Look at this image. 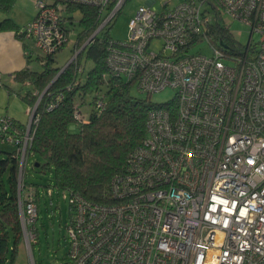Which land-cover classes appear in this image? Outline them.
Listing matches in <instances>:
<instances>
[{"label":"built area","instance_id":"obj_1","mask_svg":"<svg viewBox=\"0 0 264 264\" xmlns=\"http://www.w3.org/2000/svg\"><path fill=\"white\" fill-rule=\"evenodd\" d=\"M125 1L35 0L33 19L17 34L51 55L73 31L68 4L96 7L98 31ZM154 1L137 9L125 42L108 39L106 62L112 75L133 80L141 92L170 87L175 97L147 111L141 145L111 182L112 202L68 197L69 262L264 264V0H166L160 9ZM221 15L247 27L239 51L212 39L217 23L229 29L230 22L216 19ZM201 42L210 55L190 51ZM103 106L98 99L97 108ZM35 108L28 107L25 126L0 117L1 142L15 145L19 169ZM32 192L18 199L28 250L36 238Z\"/></svg>","mask_w":264,"mask_h":264},{"label":"trees","instance_id":"obj_2","mask_svg":"<svg viewBox=\"0 0 264 264\" xmlns=\"http://www.w3.org/2000/svg\"><path fill=\"white\" fill-rule=\"evenodd\" d=\"M14 3L15 0H0V11L8 12ZM66 11L80 13L79 31L72 48L76 56L61 73L63 66L57 64L56 52L35 56L40 70L25 68L14 74L16 81L30 86L24 93L18 92L22 100L29 107L36 105L37 121L30 129L32 139L26 157L35 158L32 168L45 177L46 188L67 191L68 197L78 193L96 203H110L113 178L125 172L129 154L145 137L147 111L174 99L156 104L148 98L134 96L131 90L137 83L112 75L107 65L106 44L110 37L106 26L109 23L92 36L100 24L98 9L86 4H68ZM217 24L212 39H219L228 50L232 46L239 51L241 43L228 28ZM0 29L18 31L10 18L0 22ZM28 53L31 61V52ZM87 61H91L92 66L85 71ZM57 95H61V99L48 110ZM98 99L103 102L102 110L97 108ZM76 112L80 117L75 116ZM11 120L18 127L27 122ZM73 124L77 125V131L69 129ZM13 146V150L4 152L5 156L0 158V264H13L18 244L23 241L17 195L19 157ZM25 171L26 165L23 185L26 189L33 186L32 195L38 204L37 184L26 182ZM69 208L71 216L70 203Z\"/></svg>","mask_w":264,"mask_h":264},{"label":"rangeland","instance_id":"obj_3","mask_svg":"<svg viewBox=\"0 0 264 264\" xmlns=\"http://www.w3.org/2000/svg\"><path fill=\"white\" fill-rule=\"evenodd\" d=\"M166 0H155L153 6L156 9L161 8L162 2ZM178 0H171L172 3ZM146 0H126L120 10L116 13L112 21L106 26L108 35L115 41L125 42L128 39L129 34V21L135 15L137 9L144 5ZM213 12V10H211ZM75 23L73 31L70 35L68 43L56 53L55 58L58 65L64 66L72 57L76 54L72 52L73 43L75 41V35L79 31L78 20L80 18L79 11H75L70 15ZM218 20H224L225 23L230 22L229 29L232 32L234 38L245 43L248 37V29L239 20L232 19L228 16L221 15L217 16ZM160 41H154L152 47L155 50L160 49ZM28 50L32 55L31 68L33 70H40L41 65L35 60L36 55H43L33 45L32 41L27 40ZM200 49L204 54L210 55L211 49L208 47L206 42H201L195 45L190 51L195 52ZM226 63H230L229 60H225ZM92 66L91 61L84 63V69L87 71ZM29 88L24 86L22 92L24 93ZM17 90L14 88V92ZM175 90L170 87H166L158 92H154L147 95L137 89L136 86L132 87L131 93L139 98H148L151 102L160 104L166 103L174 99ZM24 102L22 105L24 106ZM11 110L17 105L10 103ZM84 111L87 108H83ZM26 118L28 120V114L26 112ZM25 119V117H24ZM71 131H77V125L73 124L69 127ZM14 149L13 145L8 143H2L0 139V158L5 156L4 152L11 151ZM27 154V153H26ZM27 158V157H26ZM35 161L33 156L27 158L25 180L27 183L37 184L35 189L38 190L39 202L34 200L32 195L33 203L37 209V217L34 222V227L37 229L35 242L31 244V250H28L25 246L24 236L22 234V240L17 247V252L13 258V264H70L68 259V237L66 226L70 221V208L68 203V192L61 191L56 188L50 187L49 189L44 186L46 180L44 176H40L32 168V164ZM25 163L18 174V187L17 195L19 201L26 197V191H33V186L26 189L23 185V172ZM6 181V176H4ZM20 217V215H19ZM21 225V223H20Z\"/></svg>","mask_w":264,"mask_h":264},{"label":"crops","instance_id":"obj_4","mask_svg":"<svg viewBox=\"0 0 264 264\" xmlns=\"http://www.w3.org/2000/svg\"><path fill=\"white\" fill-rule=\"evenodd\" d=\"M35 0H15V3L8 12L0 11V22L5 18H10L19 30L35 15ZM146 4V3H145ZM27 39L17 34L14 29H0V117L9 116L21 124L27 121L26 112L28 105L22 100L19 91L22 92L24 86L30 89L28 84H21L14 79L17 71L31 68L33 60L27 47ZM31 41V40H30ZM38 63V61H37ZM14 88L15 90L14 92ZM23 93V92H22ZM17 107L11 110L10 103ZM24 102V106L22 105ZM25 117V119H24Z\"/></svg>","mask_w":264,"mask_h":264},{"label":"water","instance_id":"obj_5","mask_svg":"<svg viewBox=\"0 0 264 264\" xmlns=\"http://www.w3.org/2000/svg\"><path fill=\"white\" fill-rule=\"evenodd\" d=\"M152 2H153V0H146V4H147V5H150ZM96 32H97V30L93 33L92 36H94ZM92 36H91V37H92ZM91 37H90V38H91ZM90 38L88 39V41L90 40ZM221 44H223V43L221 42ZM223 45H224V44H223ZM74 55H75V54H74ZM73 58H74V57H72V58H71V59H70V60H69V61H68V62H67L62 68H61V70L59 71V73H61V72L64 70V68L70 63V61H71ZM59 73H58V74H59ZM58 74H57V75H58ZM55 78H56V77H55ZM53 80H54V79H53ZM36 166H37V164H36Z\"/></svg>","mask_w":264,"mask_h":264}]
</instances>
